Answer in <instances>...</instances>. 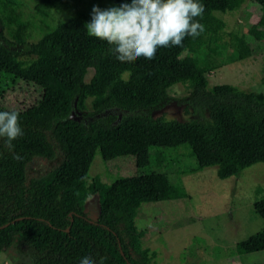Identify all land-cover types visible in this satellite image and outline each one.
<instances>
[{"label":"trees","instance_id":"trees-1","mask_svg":"<svg viewBox=\"0 0 264 264\" xmlns=\"http://www.w3.org/2000/svg\"><path fill=\"white\" fill-rule=\"evenodd\" d=\"M36 1L52 7L58 0ZM124 2L130 0H114L116 7ZM197 2L205 9L197 18L205 26L199 36L207 33L216 13L237 11L248 2L259 11L255 38L264 41V0ZM2 27L0 19V78L38 88L40 95L23 107L0 106V111L19 113L24 133L11 150L0 139V253L13 249L25 257L22 264H79L86 255L107 257L104 264H153L155 252L138 242L134 219L139 207L188 196L163 174L142 173L150 150L161 167L166 150L184 148L194 160L186 173L215 167L220 180L264 163V96L229 84L208 87L205 76L244 59L243 42L229 51L215 35L201 42L199 36H186L179 47L159 48L153 60L121 63L107 42L87 34L79 17L57 24L35 43L10 41ZM175 84L189 90L181 99L185 108L205 113V121L150 118L169 101ZM87 99L88 118L70 120L71 111H86ZM95 154L103 162L131 157L136 173L109 184L98 178L88 182ZM57 155L56 166L27 178L31 161L50 162ZM89 195L98 199L94 222L83 210ZM251 210L264 221V198L254 201ZM263 250L264 230L235 245L239 255Z\"/></svg>","mask_w":264,"mask_h":264},{"label":"rangeland","instance_id":"rangeland-1","mask_svg":"<svg viewBox=\"0 0 264 264\" xmlns=\"http://www.w3.org/2000/svg\"><path fill=\"white\" fill-rule=\"evenodd\" d=\"M94 6L101 9L116 7L114 0H58L52 7L41 6L36 0H0L2 34L10 41L21 38L27 43H35L57 24L72 17H79L86 26ZM258 16V9L245 2L239 10L216 13L209 21L207 33L198 37L199 42L205 38L208 41L209 36L215 35L216 43L225 49L232 51L243 42L248 53L240 61L206 73L208 87L229 84L244 92L264 96V41L256 39L252 30ZM90 76L91 70H88L84 81L87 82ZM188 94L184 85H173L168 91L169 101L152 111L150 118L205 121V113L198 115L181 102ZM39 95L38 88L0 78V106L23 107L36 101ZM89 102L87 99L85 112L74 111L81 120L88 118L87 114L91 112ZM154 152L149 151V165L141 172L163 174L171 183L180 184L188 198L146 203L139 207L134 219L138 242L141 248L155 252L153 264H264V250L242 255L235 251L236 243L264 230V221L251 210L254 201L264 198V163L242 170L237 177L220 180L216 177L215 167L186 173L194 160L184 148L166 150V160L161 167L153 162ZM60 159L57 155L50 162L31 161L26 168L27 178L50 170ZM135 173L131 157L103 162L95 154L87 181L98 178L109 184ZM83 210L87 219L96 220V195L85 199ZM24 260L25 257L13 249L0 253V264H22Z\"/></svg>","mask_w":264,"mask_h":264},{"label":"clouds","instance_id":"clouds-1","mask_svg":"<svg viewBox=\"0 0 264 264\" xmlns=\"http://www.w3.org/2000/svg\"><path fill=\"white\" fill-rule=\"evenodd\" d=\"M205 9L197 0H130L118 7L94 6L87 34L110 45V51L121 63L140 58L153 60L159 48L179 47L186 36L198 37L205 26L199 22ZM24 135L16 111H0V139L9 150L13 141ZM83 256L79 264H104Z\"/></svg>","mask_w":264,"mask_h":264},{"label":"water","instance_id":"water-1","mask_svg":"<svg viewBox=\"0 0 264 264\" xmlns=\"http://www.w3.org/2000/svg\"><path fill=\"white\" fill-rule=\"evenodd\" d=\"M69 119L73 120L75 122H78L80 120V117L75 115L74 111H71L70 114H69ZM5 226H7V224H5L3 227H5Z\"/></svg>","mask_w":264,"mask_h":264}]
</instances>
